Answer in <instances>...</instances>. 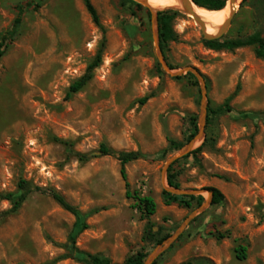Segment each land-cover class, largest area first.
I'll return each mask as SVG.
<instances>
[{
	"label": "rangeland",
	"instance_id": "obj_1",
	"mask_svg": "<svg viewBox=\"0 0 264 264\" xmlns=\"http://www.w3.org/2000/svg\"><path fill=\"white\" fill-rule=\"evenodd\" d=\"M242 1L221 38L245 40L259 33L264 41V0ZM90 2L104 32L82 0H0L5 46L0 58V193L16 192L24 180L58 193L82 214L77 219L47 194H31L17 213L0 219V264H84L87 254L122 264L141 250L147 253L145 263L208 201L209 187L223 194V202L209 204L173 249L168 251L172 244L153 262L264 264V60L255 56L253 46L207 49L199 26L183 11H177L172 25L178 40L162 50L158 27L144 6L133 0ZM16 18L20 23L14 27ZM156 34L171 72L193 68L206 88L203 136L192 149L201 151L172 166L177 189L196 190L194 196L202 198L190 209L164 205L162 192L170 187L167 174L173 163L162 171L198 135L200 83L192 73L176 80L162 69ZM103 37L101 64L92 80L68 97ZM191 117H196L197 133L187 142ZM169 141L181 143L180 150H169ZM101 144L143 156L126 165L127 182L131 191L154 200L150 222L154 231L161 230L156 239L169 235L160 244L143 239L146 221L125 197L119 163L99 156ZM75 153L89 158L79 162ZM9 209L0 201V214ZM218 235L225 238L217 240ZM239 246L246 248L244 261L235 258ZM62 255L69 258L59 260Z\"/></svg>",
	"mask_w": 264,
	"mask_h": 264
},
{
	"label": "trees",
	"instance_id": "obj_2",
	"mask_svg": "<svg viewBox=\"0 0 264 264\" xmlns=\"http://www.w3.org/2000/svg\"><path fill=\"white\" fill-rule=\"evenodd\" d=\"M129 1V0H128ZM195 6L199 8H203L209 11H219L222 10L226 5V0H190ZM86 11L90 15L93 23L102 31L104 29L101 27L99 23V19L95 9L93 8L90 0H82ZM131 2V1H130ZM245 0L242 1L243 4ZM132 3V2H131ZM137 9H141L140 5L132 3ZM147 14L148 10H147ZM178 16L176 11L166 10L157 13V27H158V35H159V47L162 49L170 42H176L178 40L177 35L173 31V21ZM20 23V19L16 18L13 22V26H17ZM203 45L213 51H233L239 48L253 46L255 48V56L257 58H261L264 60V41L261 38L259 33L250 35L245 40H224L223 38L217 40H202ZM105 39L102 38L101 42V49L97 52L95 57L92 61L88 64L85 73L76 81H74L68 90V97L76 94L84 89V87L92 80L93 71L98 68L101 64V53L102 48L104 47ZM5 46L3 41L0 42V58L5 53ZM163 50V49H162ZM171 69V68H170ZM187 76L194 79L191 74H187ZM176 80L180 79V77L175 78ZM147 99L144 98L141 100V103H145ZM220 109L217 110L218 113ZM213 113L212 111H209ZM190 129L189 135L186 139L188 142L193 136L197 133V123L196 117H191L189 120ZM182 144L176 141H169V150L177 151L180 150ZM201 151V147L191 153L187 154L183 157V159H188L189 157H194ZM99 156H109L114 158L119 163V174L124 183L125 188V197L133 201V207L138 211L140 218L146 221L144 237L143 239L146 242L153 243L154 245L160 244L163 240L169 237L168 234L162 236L159 239H156L161 230L158 229L154 231V226L150 222V218L156 212V204L154 200L150 196L140 195L136 191L130 190V185L127 182V174L125 167L127 164L137 161L143 156L138 152H118L108 148L105 144H101L98 149ZM74 156L77 158L79 162L86 161L89 157L86 154L75 153ZM176 163V162H175ZM173 163L169 169L167 174V182L170 187L175 189L179 188V184L176 182V174L172 171V166L175 164ZM207 192L210 194L211 205H219L223 202L224 196L223 194L216 188L209 187L206 189ZM34 193H41L47 194L49 197L52 198L63 210L70 213L77 219L82 218L81 212L74 206L70 205L66 200L60 196L58 193L54 191L43 190L38 187L31 185L30 183L20 180L17 184L16 192L13 193H0V201H6L10 205V209L7 212L0 214V219L8 214H15L17 213L22 205L27 201L28 197ZM163 203L166 206L171 204H178L179 206L190 209L192 206V202L196 201L197 205L201 204L202 198L195 197V196H175L168 192L163 191ZM196 220V219H195ZM195 220L192 221L195 222ZM82 229H86V225H82ZM183 235L180 236L178 240L182 238ZM225 237L223 235H218L217 240H221ZM174 244L168 249V251L172 250ZM235 258L239 261H244L246 259V248L239 246L238 249H235ZM147 257V253L143 250L137 252L134 256L127 258L122 264H143ZM69 258L68 255H62L59 257V260ZM84 264H112L109 259L102 257L100 255H85V258L82 259ZM152 264H157V262H153ZM182 264H192L191 262H186Z\"/></svg>",
	"mask_w": 264,
	"mask_h": 264
},
{
	"label": "water",
	"instance_id": "obj_3",
	"mask_svg": "<svg viewBox=\"0 0 264 264\" xmlns=\"http://www.w3.org/2000/svg\"><path fill=\"white\" fill-rule=\"evenodd\" d=\"M133 1L141 4L142 6H144L148 10V12H149V14L151 16V20H152L153 24H155L156 31H157V13L158 12H162V11H166V10H172V11H176V12L177 11H183L185 14L190 16L193 19V21L199 26L201 34H202V37H203V40H207V41L220 39L226 33V31L230 27L231 21H232L234 15L236 13V10H237L236 9L235 11H232L230 13L228 19H226L224 21V23L221 25L219 31L216 34L209 35L206 32V28H205L204 23L197 16H195V14L192 12L191 5L193 3L190 0H180V1L183 2V7L181 9L167 8V9H163V10H154V9H152L143 0H133ZM227 3L230 4V6L233 9L234 5L236 4V0H227ZM154 47H155V50H156V53H157V60H158L159 64L161 65L162 69L166 73H168L170 76H173V77L180 76L181 74H184V73H187V72L192 73L196 77V79L199 81V83H200V93H201V96H202V114H201V117H200L201 120L199 122L198 135L178 155L171 157L166 162V164L164 165L163 171H162L163 175H164L166 173L168 167L175 160H177V159L189 154L192 151L194 144L197 141H199L202 138V136H203V133H202L203 123H202V121L204 119V113H205V110H206V88H205V84H204L203 78L193 68H186L183 71H178V72H175V73L171 72V70L167 67V65H166V63H165V61H164V59H163V57L161 55V52L159 50L157 34L154 36ZM165 191L170 193V194H172V195H175V196H194V195L199 194V192L196 191V190L185 191V190H178V189L170 188V187L165 188ZM210 203H211V200L209 199L202 206H200L198 209L193 211L185 219V221L181 224V226L178 228V230L155 249V251L148 257V259L146 260V262L144 264H151L161 253L166 251L179 238V236L184 232V230L187 228L189 223L191 221H193V219L197 215H199L201 212H203L204 209H206V207Z\"/></svg>",
	"mask_w": 264,
	"mask_h": 264
},
{
	"label": "bare ground",
	"instance_id": "obj_4",
	"mask_svg": "<svg viewBox=\"0 0 264 264\" xmlns=\"http://www.w3.org/2000/svg\"><path fill=\"white\" fill-rule=\"evenodd\" d=\"M143 1L147 3L149 7H151L154 10H163L167 8L181 9L183 7V2L180 0H143ZM239 2L240 0H236V4L234 5L233 9L228 3L224 7V9L219 11H209L203 8H199L194 4L191 5V9L192 12L195 14V16H197L204 23L207 34L214 35L219 31L224 21L228 19L230 13L236 10Z\"/></svg>",
	"mask_w": 264,
	"mask_h": 264
}]
</instances>
